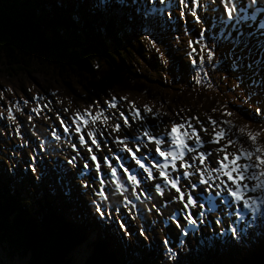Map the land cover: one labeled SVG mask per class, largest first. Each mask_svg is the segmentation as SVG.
<instances>
[{
    "label": "snow or ice",
    "instance_id": "snow-or-ice-1",
    "mask_svg": "<svg viewBox=\"0 0 264 264\" xmlns=\"http://www.w3.org/2000/svg\"><path fill=\"white\" fill-rule=\"evenodd\" d=\"M213 3L223 24L254 7L257 0ZM73 6L86 7L92 16L115 19L134 29L162 63H168V56L161 49L164 26L174 19L175 8V18L181 22L187 14L201 25L194 38L183 42L184 64L195 84L210 87L211 69L223 73L224 81L230 73L233 83L229 91L236 98L247 99L249 107L252 96L264 95V42H258L259 51L253 55L240 27L233 26L235 36L221 27L214 39L208 37L198 12L204 6L198 0H175V4L173 0H82L75 4L61 0L56 7ZM74 22L79 24L81 17L76 16ZM99 27L104 29L103 24ZM222 43L231 45L227 52L217 50ZM122 101H126V106L120 104ZM13 108L21 112L13 104L7 109V119L19 129L21 124L16 122ZM40 108L37 104L30 109L29 122ZM183 111L175 112L176 118H169L165 124L163 117L168 113L148 104L138 107L126 97L114 95L103 101L97 98L85 109L70 113L63 109L68 113L65 116L57 111L56 126L49 124L45 130L51 129L49 135L55 141H60L62 135L66 137L62 143L71 152L51 161L56 178L55 186L49 185L50 190L55 192L58 188L66 199L87 192L92 219L104 228V235L93 234L86 239L87 246L114 239L150 247L151 236L145 225L151 223L161 227L160 242L171 264H255L248 257L257 253L260 264H264V128L233 130L228 119L205 114L202 121L194 114H182ZM253 112L262 117L264 107L257 106ZM220 114L226 117L232 112L221 105ZM44 119L49 117L45 115ZM33 135L37 136L39 153L46 152L44 141L34 131ZM102 146L107 152L98 159ZM57 150H62L59 145L54 149ZM125 158L131 167L125 164ZM38 160L43 157L36 149L28 153L26 168L34 183L45 175L44 170L38 171ZM14 168L15 165L9 171ZM167 228L176 230L174 246L166 234ZM111 229L115 231L110 232ZM3 244L0 237V249ZM224 247L235 249V259L231 255L224 261L203 259ZM30 255V250L22 248L15 264H32Z\"/></svg>",
    "mask_w": 264,
    "mask_h": 264
},
{
    "label": "trees",
    "instance_id": "trees-1",
    "mask_svg": "<svg viewBox=\"0 0 264 264\" xmlns=\"http://www.w3.org/2000/svg\"><path fill=\"white\" fill-rule=\"evenodd\" d=\"M69 2L75 4L82 0ZM60 3L61 0H0V94L4 99L1 107L14 96L26 97L27 88L34 82L44 90L50 85L59 91L61 88V98L66 100L67 106L86 105L81 93L94 97V88L98 92L107 90L124 96L140 107L148 104L153 109L159 108L169 114L163 117L164 121L176 118L175 110L182 107L189 112L210 109L214 119L230 120L233 130L264 128V116L258 117L253 109L230 102L219 91V86L204 87L193 82L184 64L183 45L179 44L178 49L175 43L177 37H182L181 32H186L176 16L164 26L161 45L168 56L167 68L178 75V79L169 80L158 71L153 72L159 56L134 29L124 27L115 19L92 16L86 7H56ZM76 16L81 17L79 24L74 22ZM215 20L220 22L219 28L225 27L220 15ZM101 24L103 30L99 27ZM190 25L187 24L188 28L195 32V26ZM240 28L243 39L256 55L257 44L264 42V38L256 40L258 33H253V26L246 22ZM228 30L235 36L233 27ZM143 63L149 65L144 67L145 72L138 68ZM224 67L227 68L226 63ZM101 80L108 86H101ZM221 105L228 107L232 115L221 117ZM213 108L217 111L212 112ZM4 131L9 129L0 130V237L4 241L0 252L9 260H17L22 248H26L31 252L28 259L32 264H71V261L78 264H171L166 260L162 245L155 244L157 241L153 239L152 247L139 243L127 245L114 239L87 246L86 239L93 234L104 235V228L92 219L85 192L66 199L58 188L51 191L49 185L55 186L56 174L47 158L37 161L38 171L44 170L45 175L39 183H34L26 168V154L5 149L8 142ZM14 155L18 157L16 162L10 160ZM59 158L51 154L52 160ZM13 165L15 168L9 171ZM25 192L27 194H22ZM79 249L84 252H78L75 258L73 253ZM229 255L235 259V249L224 247L203 259L224 261ZM248 258L260 264L258 253Z\"/></svg>",
    "mask_w": 264,
    "mask_h": 264
},
{
    "label": "rangeland",
    "instance_id": "rangeland-1",
    "mask_svg": "<svg viewBox=\"0 0 264 264\" xmlns=\"http://www.w3.org/2000/svg\"><path fill=\"white\" fill-rule=\"evenodd\" d=\"M173 3L175 4V0H173ZM198 4L203 5L204 7L198 8L199 14L203 17L204 25L206 26V35L212 39L215 38V33L219 32L220 28V22L216 21L215 18L220 15L219 12L216 11L217 5L213 3V0H198ZM175 10V8H174ZM176 11V10H175ZM176 16V14H173ZM264 16V0H257V3L254 7H251L247 10H245L242 13H238L232 21H224V25L226 28L228 27H242L243 24L246 22L248 25L253 26V30L256 31V34L258 33L261 38H264V20L260 19ZM240 17H243L241 20ZM183 24L181 27L183 28L185 33H182V37L180 39H177L175 43H179L183 45V42L187 41L190 38H194L195 32L197 33L201 25H198L194 22L191 16H188L186 14L185 21L182 22ZM191 24V26H195V32L193 28H188L187 24ZM234 28V27H233ZM235 30V28H234ZM178 38V37H177ZM212 39H209L208 43H212ZM255 39H253V43ZM250 41V40H249ZM231 45L228 43H222L220 44L219 48L217 49L219 52H227L229 47ZM254 52V50H253ZM157 61V65L154 67L156 68L153 70L154 73L157 71L163 75L166 79H178V75L170 71L167 68L168 63H162L160 58ZM147 64H139L138 68L142 71H144V67H146ZM227 65V64H226ZM149 67V65H147ZM228 67V66H227ZM224 70L227 71V68L224 67ZM145 72V71H144ZM163 73V74H162ZM223 73L212 71L211 72V80L208 81L209 84L219 86V91L225 96L227 100L230 102L235 103L237 106L243 107L247 110L249 109H255L257 106L264 107V95L261 96H252L251 97V107L248 106V100L244 97L236 98L235 93L229 91L230 86L232 85L233 81L231 79V74L229 73V79L227 81H224L221 79V76ZM32 81V79H30ZM101 86H105L108 84L104 82H99ZM179 84V83H176ZM32 86H29L27 88L28 94L27 96L22 99H18L14 96L13 99H10L9 101L5 102L4 108L1 107L3 103V96L0 94V130L2 131L3 127L4 129H9V131L5 132V139L8 143H11L13 145V148H11L12 152H16L18 150L24 152L28 158V153L32 151L33 149L37 150V154L40 156H44L43 154H48V152L51 154H57L61 156L62 158L65 155V152L70 153L71 150L65 148L64 144L62 143L66 137L63 135L61 136L60 141H55L51 135H49V132L51 129H48L46 131V127L51 124L53 127L56 126V113L59 111L62 116L68 115V113H64L63 109H68L69 113L75 110L79 109H85L88 107L89 103L92 101H95V97H87V93L82 92L81 96L82 98L87 102L86 105L83 104H76L75 106H67L66 100L61 98V88L60 91L56 86H48L47 89H40V85L32 82ZM100 92V91H99ZM63 93V92H62ZM99 97H101V101L106 99L110 95H114L116 97H119L115 94H111L105 90L104 93L100 92V94H97ZM33 96H36V100H29ZM28 100L29 103L25 104L24 101ZM15 104L20 107L21 112L17 113L15 109L13 108L14 117H16V122L21 124V127L17 129L15 127V123L13 121H9L7 119V109L12 108V105ZM37 104L41 106L39 110V114H33V120L29 122L27 120V116L30 113V109L35 107ZM121 105L126 106V101L120 102ZM44 105H48V107H44ZM136 105V104H135ZM139 107V105H136ZM47 115L49 117L48 120H45L44 117ZM203 118L204 116L201 115ZM204 120V119H203ZM2 122V123H1ZM166 124V123H165ZM163 127V125L161 126ZM31 129V131L29 130ZM211 127H208V131L211 132ZM33 131L40 137L41 140L44 141V147L47 149L44 153H39V147H38V141L37 136L33 135ZM123 134V133H121ZM28 141L27 144H24L23 141ZM57 145H59V148L62 150L54 151V149L57 148ZM207 147H213L211 145H208ZM84 151V150H82ZM107 152V149H104L102 146V150L99 153L98 159L103 157V155ZM86 155V152H85ZM215 157L213 156V159ZM18 157L16 155L11 156L10 160L16 162ZM86 198L88 199V194L85 192ZM168 195V193H166ZM113 201H115V197L112 198ZM143 199V198H142ZM171 211V209H169ZM151 219L155 220V215L151 217ZM150 224V225H149ZM147 225V228L149 229V235L151 236V239L156 240L157 242L155 244H161V238H162V232L160 225H155V227L152 226L151 223ZM166 226V222H165ZM166 234L168 235L169 239L173 242V246L175 244V239L177 236L176 230L174 228H167ZM160 242V243H158ZM162 245V244H161ZM152 247V245L150 246ZM163 248V245L161 246ZM78 252H84V249H79L78 251H75L73 253V256L75 258L78 257ZM152 253L151 250H149V255ZM0 260H3V264H15L16 260H9L6 255L3 252H0ZM71 264H78L76 261H71ZM80 264V263H79Z\"/></svg>",
    "mask_w": 264,
    "mask_h": 264
},
{
    "label": "clouds",
    "instance_id": "clouds-1",
    "mask_svg": "<svg viewBox=\"0 0 264 264\" xmlns=\"http://www.w3.org/2000/svg\"><path fill=\"white\" fill-rule=\"evenodd\" d=\"M261 19L264 20V16H263ZM99 82H100V81H99ZM101 82H103V81L101 80ZM94 97H95L96 99H97V98L101 99V97H99L97 94H94ZM119 97H121V95H120ZM139 107H140V106H139ZM181 110H184V108L179 107V108H177L175 111H176V112H181ZM209 111H210V109H209ZM209 111H208V112H205L204 110H195V111H193V112H192V111L189 112V111L185 110V111L182 112V114H185V115H188V114H194V115L198 116V117L203 121V119H205V114L211 116L210 113H209ZM201 115H203L204 117L202 118ZM174 119H175V118H174ZM166 123H168V121H166ZM11 148H13V145H12L11 143H8V144L6 145V147H5V149H8V151H11ZM42 157H43V156H42ZM85 199L88 200V199L86 198V195H85Z\"/></svg>",
    "mask_w": 264,
    "mask_h": 264
},
{
    "label": "bare ground",
    "instance_id": "bare-ground-1",
    "mask_svg": "<svg viewBox=\"0 0 264 264\" xmlns=\"http://www.w3.org/2000/svg\"><path fill=\"white\" fill-rule=\"evenodd\" d=\"M44 1V0H43ZM58 1V0H57ZM48 3V2H47ZM51 3V2H50ZM46 4V3H45ZM44 4V5H45ZM51 6V5H50ZM57 6V5H56ZM48 7V6H47ZM52 7V6H51ZM56 12V11H55ZM41 21V20H40ZM40 21H39V23H40ZM69 22V21H68ZM53 26V25H52ZM51 28V27H50ZM60 32H61V30H60ZM253 33H256V31L255 30H253ZM61 34V33H60ZM257 36V38H255L256 40H258L261 36H259V34L258 35H256ZM65 37V36H64ZM66 40V39H65ZM85 40V39H84ZM87 40H89V39H87ZM87 43V42H86ZM81 44H83L82 42H81ZM87 45V44H86ZM92 91L95 93V94H100V92H98L97 90H95L94 88H92Z\"/></svg>",
    "mask_w": 264,
    "mask_h": 264
},
{
    "label": "flooded vegetation",
    "instance_id": "flooded-vegetation-1",
    "mask_svg": "<svg viewBox=\"0 0 264 264\" xmlns=\"http://www.w3.org/2000/svg\"><path fill=\"white\" fill-rule=\"evenodd\" d=\"M121 155L123 156V154H121ZM124 162H125V164H127L129 167L132 166L126 158H125Z\"/></svg>",
    "mask_w": 264,
    "mask_h": 264
}]
</instances>
